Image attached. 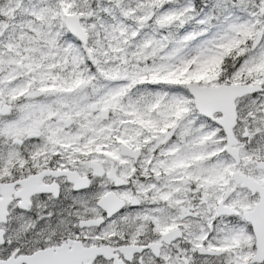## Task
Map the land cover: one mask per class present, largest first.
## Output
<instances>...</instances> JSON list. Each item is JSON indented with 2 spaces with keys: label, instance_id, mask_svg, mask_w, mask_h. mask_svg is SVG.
Wrapping results in <instances>:
<instances>
[{
  "label": "rangeland",
  "instance_id": "rangeland-1",
  "mask_svg": "<svg viewBox=\"0 0 264 264\" xmlns=\"http://www.w3.org/2000/svg\"><path fill=\"white\" fill-rule=\"evenodd\" d=\"M197 1L2 0L0 110L4 105L13 108L6 115L0 114V182L13 167L41 170L53 160L59 168L76 166L80 154L100 144L107 149L109 164L120 165L126 180L132 182V187L118 191L119 195L138 197L137 207L125 219L151 216L152 203L162 189L175 201L180 189L181 194L188 190L182 187L184 179L195 184L193 191L205 185L200 173L212 168L207 162L201 164L207 158L205 151L211 142L207 127L211 125L205 119L200 123L186 84L215 86V80L225 75L208 73L218 69L228 52L236 53L230 63L244 59L248 75L264 73V37L256 49L251 48L259 31L264 32V0H202L199 13L195 11ZM240 12L245 15L236 18ZM222 13L228 18L223 19ZM69 14L80 17L90 37L88 47L82 45L86 53L97 55L95 45L98 47L100 39L96 38L102 32L111 37H107L109 47L103 41L98 48L103 60L98 66L104 78L87 77L78 88L65 92L59 87L71 67L67 59L71 58L72 37L63 22ZM229 66L223 70L227 75ZM189 69L192 72H187ZM241 72L245 70H239L235 77ZM183 74L187 81L171 83V78ZM91 100L111 111L108 121L91 111ZM66 118L73 120L68 129L59 122ZM169 130H175L174 135L164 144ZM31 133L37 137L27 139ZM17 139L24 142L22 147ZM122 145L143 149L139 163L121 155ZM224 167L228 173L230 167ZM152 190L154 196L150 197ZM50 207L53 210L48 220L58 222L61 228L51 231L52 237L57 232L73 235L78 219L88 211L81 205L75 209L55 204ZM92 210L97 211L95 207ZM122 218L79 235L99 242L117 230ZM21 220L15 235L27 241L34 239L30 232L32 216ZM35 229H40L37 223Z\"/></svg>",
  "mask_w": 264,
  "mask_h": 264
},
{
  "label": "flooded vegetation",
  "instance_id": "flooded-vegetation-1",
  "mask_svg": "<svg viewBox=\"0 0 264 264\" xmlns=\"http://www.w3.org/2000/svg\"><path fill=\"white\" fill-rule=\"evenodd\" d=\"M243 61H232L231 72H222L225 77L215 80V87L244 91L234 99L228 115L217 111L213 119H205L198 113L200 123L205 119L211 125L207 127L211 132L207 158L201 164L212 166L199 172L201 182L206 183L198 191L192 190L195 184L184 179L182 187L188 190L181 194L179 185L175 201L162 189L152 203L151 216L125 219L137 207L138 197L119 195L118 191L132 187V182L126 180L120 165L109 164L107 149L100 144L80 154L76 166L59 168L53 160L41 170L13 167L0 182V186L7 185L0 189V264H27V259L45 251L51 253L47 258L51 263L52 258L57 261L58 254L67 253L74 264L80 251L89 257L80 255L79 264H264V245L260 247L264 244V81H260L264 73L248 75ZM241 69L245 72L236 78ZM95 114L100 115L99 111ZM174 132L169 130L164 144ZM35 137L37 134L31 133L27 139ZM17 143L24 145L23 141ZM131 150L133 155L123 157L139 163L145 152L141 147ZM225 165L230 167L228 173L223 171ZM26 180L28 190L22 191L21 182ZM152 191L150 197L154 196ZM109 195L124 202L110 216L100 205ZM53 204L58 208H88L78 219L73 235L50 234L59 227L58 222L47 218ZM94 207L99 215L92 210ZM28 215L33 219L30 232L34 238L29 241L15 235L23 224L21 219ZM120 216L123 218L117 230L99 242L92 243L79 235L83 230L106 227ZM36 223L39 230L35 229ZM47 239L52 242L46 243ZM91 248L100 250L94 259L92 252L83 250ZM39 261L41 258L36 264H44Z\"/></svg>",
  "mask_w": 264,
  "mask_h": 264
},
{
  "label": "water",
  "instance_id": "water-1",
  "mask_svg": "<svg viewBox=\"0 0 264 264\" xmlns=\"http://www.w3.org/2000/svg\"><path fill=\"white\" fill-rule=\"evenodd\" d=\"M262 13L264 14V9L262 10ZM66 25H67V29L71 35H73L75 38H77L81 43H83L85 45L87 44L88 36L85 33V31L83 30V28L81 26L80 18L78 16H75V15L69 16L66 20ZM262 39H263V32H259L257 35V38H256V43L252 47L253 50L257 48V45H259V43L261 42ZM187 88L189 89L190 93L195 98V105H196L197 110L201 114H204L205 116H207L209 118H212L213 114L217 111H221L225 115H228V112L230 111L229 109L233 105L234 99L236 97H238L239 95L244 94V91L240 93L235 88L227 87V86H221L218 88L210 87V86L202 87L198 83H189L187 85ZM207 103H209L211 106L206 107ZM9 111H10V108H5L0 113L3 115H6V114H8ZM63 122H64L66 128H68L70 126L69 121H63ZM226 129H228L227 126H226ZM17 142H19V141H17ZM21 184H22V188H23L22 191H27L29 181L28 180L23 181V182H21ZM5 187H7V185L0 186V189L2 190V188L4 189ZM103 201H104V203H103ZM115 201H117V200L112 198V197H107V198H104L102 200L101 206H103L107 210V212L109 213L108 214L109 216L112 215L113 213L117 212L123 206L124 202H122L120 200L117 202H115ZM258 242H259V240H258ZM263 245L264 244L261 243V246H260L261 249L263 248ZM83 250H86L88 252H92L93 259H94L95 255H96L95 253H97L99 249L91 248V249H83ZM46 253H47L46 251H45V253L40 252V253H37L35 256L30 257L29 260L27 259V264H36V261L39 260L40 258H41V261L44 262V264H46V263H48V264H73L70 261L71 259L69 258V255L65 254V253H60L57 256H55V260H57V261L53 262V258H52V263L48 262L47 258L50 257L51 254L50 253L46 254ZM80 255L84 256L86 259L89 257V256H87L88 254H86V253L83 254L79 251L75 255L74 264H79ZM41 261H39V263ZM49 261H51V260H49Z\"/></svg>",
  "mask_w": 264,
  "mask_h": 264
},
{
  "label": "trees",
  "instance_id": "trees-1",
  "mask_svg": "<svg viewBox=\"0 0 264 264\" xmlns=\"http://www.w3.org/2000/svg\"><path fill=\"white\" fill-rule=\"evenodd\" d=\"M178 2H180L181 0H176ZM202 3V0H198L196 3H195V11L197 13L201 12L202 11V8L203 6H201ZM211 6V5H209ZM212 8H213V5H212ZM214 12L215 14L218 16V12L215 10V7H214ZM223 16V13L221 14ZM245 14L243 13H236V18H239L241 19ZM84 16V15H83ZM83 16H81L83 18ZM228 18L227 17V14H225V16H223V19H226ZM65 19L66 17H64V26L66 28V25H65ZM219 19L221 20V18L219 17ZM64 28V29H65ZM67 30V29H66ZM112 30V29H111ZM120 31V30H119ZM118 31V32H119ZM106 33L105 32H102V34H100V37L96 38V39H100L98 41L99 44L98 47L95 45L96 49H95V54H97L96 56L94 55L93 56V59L94 61L91 62L85 52V49L82 48L81 44L72 37V46L70 47L71 49V58L67 59V62L71 65L69 69V73L66 74V77L62 78L60 81H62L60 83V87H59V90L61 89H65V90H73V89H76L84 80L85 78L87 77L88 74H90L92 71H96L97 73V76L100 75V73H103V69L100 68L98 65L100 64V57L102 56V54H100V50L98 49L101 45V43L103 41H108L107 40V37H111V35H105ZM95 36H92L91 37V41L92 39L94 38ZM142 37V40L143 41H147L146 38H144L143 36ZM149 37V36H147ZM105 46H110L109 43L107 42L105 44ZM234 50V48L232 49ZM234 54L236 53H233V52H228L226 55L224 54V58L222 59V64L218 67L217 70L213 71V72H209L208 74L210 76H212L213 74H216V75H220V72H223V70L225 69V66L229 65L230 64V61H231V57L234 56ZM101 66L103 65V60L101 59ZM95 64L96 65V68L95 67H92V65ZM187 72H192L190 69L187 70ZM186 71L184 72L185 74L187 73ZM36 73V72H35ZM35 73H33L35 75ZM106 75V74H105ZM190 75V74H188ZM188 76H185L184 74L179 76V78H171L170 81L171 83L173 84H183L184 80L187 81ZM217 77V76H216ZM183 78H186V79H183ZM208 80L211 79V77H208L207 78ZM217 80H220V78H217Z\"/></svg>",
  "mask_w": 264,
  "mask_h": 264
}]
</instances>
